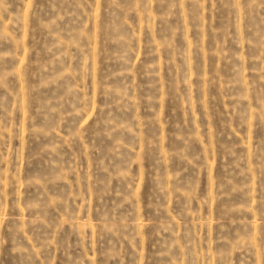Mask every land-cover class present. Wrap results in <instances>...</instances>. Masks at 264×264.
I'll return each instance as SVG.
<instances>
[{"label": "rangeland", "instance_id": "obj_1", "mask_svg": "<svg viewBox=\"0 0 264 264\" xmlns=\"http://www.w3.org/2000/svg\"><path fill=\"white\" fill-rule=\"evenodd\" d=\"M0 264H264V0H0Z\"/></svg>", "mask_w": 264, "mask_h": 264}]
</instances>
